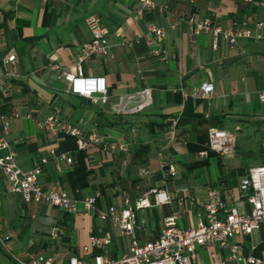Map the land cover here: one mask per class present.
<instances>
[{
  "label": "crops",
  "instance_id": "crops-1",
  "mask_svg": "<svg viewBox=\"0 0 264 264\" xmlns=\"http://www.w3.org/2000/svg\"><path fill=\"white\" fill-rule=\"evenodd\" d=\"M153 1L158 8H146L138 0H0V57L17 58L0 62V126L2 120L9 123L4 132L8 146L0 154L12 152L24 171L47 158L40 185L65 192L77 209L67 214L51 204L26 203L0 173V264H16L11 253L26 260L53 255L57 263H66L80 255L91 235L109 236L110 255L120 256L129 238L101 220L99 211L118 208L124 198L133 202L150 189H164L169 204L138 213L136 236L145 242L173 213H178V225L194 227L211 189L228 205L239 200L241 176L250 167L264 166V140L256 139L264 137V101L259 99L264 93V25L257 27V22L264 24V2ZM193 14L223 27L246 23L252 36L239 38L234 46L221 37L214 42L210 32L195 33L187 22ZM91 15L108 31L111 57L85 61L83 75L104 79L108 97L103 105L68 91L61 76L72 71L77 49L90 39L85 19ZM153 24L164 29L160 43L149 33ZM155 48L165 50L168 59L151 54ZM204 84L213 90L204 94ZM145 88L152 90L147 109L112 112L122 96ZM51 113L96 129L106 142L125 144L127 152L98 144L79 151L73 139L51 137L37 127ZM210 128L250 140L237 143L231 153L201 157ZM243 147L248 161L240 155ZM52 153L71 157V164L61 161L58 170ZM162 161L174 165L173 176L161 170ZM91 196H97V203L86 210L82 201ZM54 227L63 229L56 240L50 237ZM237 241L246 246L244 254L254 243L255 255L264 256V226ZM196 253L192 264H227L229 250L206 245Z\"/></svg>",
  "mask_w": 264,
  "mask_h": 264
},
{
  "label": "built area",
  "instance_id": "built-area-1",
  "mask_svg": "<svg viewBox=\"0 0 264 264\" xmlns=\"http://www.w3.org/2000/svg\"><path fill=\"white\" fill-rule=\"evenodd\" d=\"M61 1V0H58ZM149 9L158 8L153 0H138ZM253 2L256 6L263 4L257 0H245ZM187 22L193 26L195 33L210 32L214 42L219 37L234 46L239 38L252 36L246 23H232L228 27L213 24L208 17L197 19L191 15ZM90 39L77 49L72 71L64 72L61 76L67 83L68 91L79 95L92 105H103L107 101L108 92L104 79L85 78L83 75V63L91 58L105 60L111 57V46L108 44V31L101 25L97 15H91L85 19ZM263 22H257V27L262 28ZM149 33L160 43L164 39V29L151 25ZM151 54L165 61L168 55L165 50L155 48ZM14 54L1 56L0 62L4 65L15 63ZM3 83L0 82V85ZM204 94L213 90L212 84H204L200 89ZM264 101V93L259 95ZM152 104V90L145 88L122 96L112 105V112L116 115L140 113ZM9 123L1 121L0 126V151L7 148L4 132L8 130ZM37 127L54 138L64 137L74 140L77 150L83 151L91 144H98L103 149L112 152L126 153L125 144L108 143L96 129L87 130L82 125L72 124L51 113L42 122H37ZM234 138L227 131L219 128L209 129V142L206 150L201 151V157H207L209 152L225 155L234 150ZM53 154V153H52ZM53 158L58 170L59 163L65 161L71 164L72 158L65 155H55ZM48 163L47 158H42L37 165L29 170H22L16 163L12 152L0 154V173L6 176L12 192L19 193L26 203H46L58 207L67 214H75L76 204L63 191L46 190L40 185L43 166ZM162 171L168 175L175 174V167L165 161L160 163ZM142 173H147L142 171ZM240 197L228 205L219 199L214 189L208 192V201L196 214L194 227L178 225V213L166 217L159 233L151 240L140 242L136 231L141 228L138 213L141 210L162 207L171 202L170 195L164 189H150L131 202L124 198L118 208L109 211H99V218L109 221L120 235L129 238L128 249L120 256L112 257L108 246L111 243L109 236L91 235L86 245L80 248V255L70 256L66 263H57L53 255H37L28 260L11 253V259L16 264H192L196 259L198 247L206 245L226 247L229 250L227 264H264V256L255 255L257 245L249 243L248 253H243L244 243L238 238L249 239V236L264 226V166L250 167L239 180ZM153 197V201L150 200ZM97 203V196L86 197L82 204L86 210H91ZM248 205V208H246ZM63 234V229L54 227L50 237L58 239ZM3 243V241L1 240ZM4 244V243H3ZM246 247V246H245Z\"/></svg>",
  "mask_w": 264,
  "mask_h": 264
},
{
  "label": "rangeland",
  "instance_id": "rangeland-1",
  "mask_svg": "<svg viewBox=\"0 0 264 264\" xmlns=\"http://www.w3.org/2000/svg\"><path fill=\"white\" fill-rule=\"evenodd\" d=\"M260 138H263V140H264V137H261V136H259V137H257L256 139L258 140V139H260ZM248 140H250V139H244V138H242V136H240L239 134H237L236 135V137L234 138V146H236V145H238L237 143H239V144H244V142H246V141H248ZM253 140V139H252ZM254 141H256V140H253V142ZM243 142V143H242ZM252 142V141H251ZM246 148L245 147H243L242 148V150H241V156H242V158H244V159H246V158H248L246 155ZM247 161H248V159H246ZM5 251V250H4ZM5 253H7V252H5Z\"/></svg>",
  "mask_w": 264,
  "mask_h": 264
},
{
  "label": "trees",
  "instance_id": "trees-1",
  "mask_svg": "<svg viewBox=\"0 0 264 264\" xmlns=\"http://www.w3.org/2000/svg\"><path fill=\"white\" fill-rule=\"evenodd\" d=\"M257 1L264 2L263 0H257Z\"/></svg>",
  "mask_w": 264,
  "mask_h": 264
}]
</instances>
